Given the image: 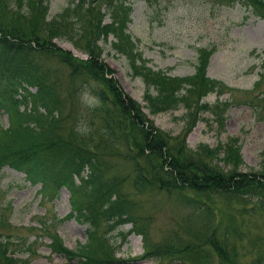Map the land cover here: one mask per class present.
<instances>
[{
    "label": "rangeland",
    "instance_id": "obj_1",
    "mask_svg": "<svg viewBox=\"0 0 264 264\" xmlns=\"http://www.w3.org/2000/svg\"><path fill=\"white\" fill-rule=\"evenodd\" d=\"M68 1L48 0L46 12L35 9L33 19L54 16ZM81 1L84 7L92 5L79 13L93 24L103 13L106 0ZM126 4L130 7L126 31L135 50L153 70H162L171 77L190 76L194 73L197 49L207 47L212 53L205 76L224 85L218 96L212 92L198 99L199 104H207L208 111H197L190 118L182 104L156 115L142 110L144 124L168 134L165 146L178 161L193 156L189 153H194L201 143L213 148L227 142L239 148L241 163L236 166V173L264 176V19L251 12L247 0H126ZM12 5L16 3L13 1ZM101 17V23L108 22L107 14ZM12 20L9 8L6 12L0 10L1 23L12 25ZM89 40L85 32L80 37L73 35L76 47L63 39L52 42L83 61L87 56L85 49L77 47L85 46ZM100 46L99 58L112 71L115 85L142 106L144 85L140 78L130 76L123 55L111 50L108 43L100 42ZM47 54L33 53L32 57L45 65L50 82L63 100L56 133L81 146L89 140V151L99 162L103 178L116 180L117 193L129 204L128 214L145 231L147 248H157V256L143 258L146 248L141 236L131 232L129 223L106 231L109 227H103L101 220L97 236L106 231L104 238L111 245L106 249V240H102L103 248L97 255L106 260L103 264H119L121 260L124 264H264V195L257 183L228 194L207 196L187 187L179 193L176 189L181 183L173 182L166 174L164 170L169 166L165 161L156 160L151 153H140L134 145L132 138L141 137L137 128L130 129L123 122L118 128L111 126L112 134L99 132L104 111L94 109L98 104L88 95L81 77L70 79L69 68ZM29 90L33 92L34 88ZM196 98V94L191 97ZM6 124L5 114H0V125ZM85 125L87 132L80 133L78 129ZM202 161L208 166L214 164L209 156ZM135 164L144 168L141 172L148 181L139 189L134 186ZM218 164L220 174L228 176L234 172L222 162ZM161 165L165 167L162 170ZM156 170L164 176L154 186L149 178ZM88 173L89 169L84 168L82 174ZM38 188V184L30 185L21 172L8 167L0 169V220H4L1 236H9L13 242L9 248L19 251L22 260L18 264H77L76 260L67 262L61 254L49 252L47 235L57 232L63 245L74 249L86 239V224L67 216L70 207L66 189L61 188L52 201H43ZM189 197L198 201L192 202ZM42 221L47 222L45 230L40 229ZM206 236L217 239L212 242L224 249L227 261L220 260ZM21 245H29L34 253L17 250ZM198 249L197 258L192 260ZM188 253L193 263L186 260Z\"/></svg>",
    "mask_w": 264,
    "mask_h": 264
},
{
    "label": "trees",
    "instance_id": "obj_2",
    "mask_svg": "<svg viewBox=\"0 0 264 264\" xmlns=\"http://www.w3.org/2000/svg\"><path fill=\"white\" fill-rule=\"evenodd\" d=\"M13 1L16 5H12ZM80 1L69 0L54 16L45 17L46 20L44 17L34 20V10L42 9L46 12L48 0H0V10L6 12L9 8L13 14L12 25L0 22V114H5L7 120L6 126L0 125V169L8 167L21 172L30 185L38 184V193L43 201H52L61 188L66 189L70 207L67 216L86 224V239L74 249L65 247L57 232L47 235L49 252L61 254L67 262L76 260L77 264H103L106 260L97 254L101 253L103 248L102 240H106V231L129 223L131 232L140 235L144 243L146 252L143 258L150 254L157 256V248H147L145 231L136 226V222L128 214L129 204L117 193L116 180L103 178L99 162L89 151V140L84 141L81 146L72 142L73 139L56 133L63 100L54 83L50 82L45 65L34 60L33 53H48V56L69 68L70 79L81 77L80 81L87 89L88 95L98 104V107L92 108L98 109L97 112L104 111L105 120L102 119L104 124L99 129L100 133L112 134L111 126L118 128L123 122L129 125L130 129L137 128L141 137L138 140L137 136L132 138L134 145L139 147L140 153H151L156 160L165 161L169 166L164 170L166 174H169L173 182L181 183V187L176 189L179 193L182 192V187H187L207 196L212 193L228 194L251 185L255 187L257 183L264 195V181H260V178L264 179L263 174L246 175L234 171L241 159L239 148L232 143H219L213 148L201 143L194 153H189L193 156L188 155L178 161L165 146L168 134L144 124L142 110L148 115H156L174 110L182 104L190 118L192 115L196 116L197 111L209 110L207 104H199L198 99L212 92L218 96L224 88L219 81L210 80L205 76L207 59L212 50L207 47L197 49L192 75L171 77L162 70H153L135 50V44L126 31L130 14L126 0H106L103 13L93 24L86 22L79 13L92 5L84 7V1ZM247 1L251 12L264 19V2ZM78 5V12H75ZM105 14L108 16V22L101 23V16ZM69 30L73 32L69 34ZM85 32L90 36L89 42L83 47H77L85 49L87 56L83 61L52 42L55 39H63L76 47L73 35L80 37ZM108 36H111V40L107 41ZM100 42L108 43L111 50L123 55L128 62L130 76L140 78L144 85L142 106L137 105L115 85L112 71L99 58ZM30 87L34 88L33 92L29 90ZM195 94L197 98L192 100L191 97ZM262 95L264 97V91ZM196 119L197 117L193 121ZM86 127L88 126L85 125L78 131L86 133ZM123 129L124 127L120 128L121 131ZM88 137L90 139V135ZM205 156L212 159V166L203 163L202 158ZM218 161L233 168L234 172L228 176L220 174L217 169ZM135 167L137 175L134 178V186L139 189L148 181L141 172L144 168L138 164H135ZM84 168L89 169L87 175L82 174ZM164 168L163 165L160 166V170ZM162 176L163 173L156 170L149 178V183L154 186L159 184ZM189 199L192 202L198 201V198L194 197ZM101 220L103 227L109 229L98 237L97 229ZM46 223L42 221L40 229L45 230ZM2 224L4 220L1 219L0 225ZM8 238L9 236L3 238L0 234V264H18L22 259L13 255L18 256L19 251L9 248L13 242ZM209 239L220 260L227 261L224 249L212 242L217 239L206 236L205 240ZM110 246L106 240L104 247L109 249ZM17 250H29L34 253L29 245H21ZM198 251L199 249L195 251L196 257L192 260L197 258ZM186 260L192 262L189 253ZM124 263V260H121L119 264Z\"/></svg>",
    "mask_w": 264,
    "mask_h": 264
}]
</instances>
